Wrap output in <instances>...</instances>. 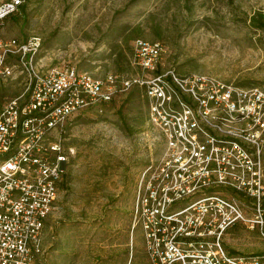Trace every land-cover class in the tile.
<instances>
[{
  "label": "built area",
  "instance_id": "2783aa9c",
  "mask_svg": "<svg viewBox=\"0 0 264 264\" xmlns=\"http://www.w3.org/2000/svg\"><path fill=\"white\" fill-rule=\"evenodd\" d=\"M24 4L0 0V24ZM40 47L36 35L0 39V80L25 77L21 95L0 109V264L39 263L73 153L68 126L133 86L144 89L147 122L165 147L142 171L132 206L150 264H264V254L235 255L225 242L239 226L264 238V89L159 73L160 41H133V79L42 69Z\"/></svg>",
  "mask_w": 264,
  "mask_h": 264
},
{
  "label": "rangeland",
  "instance_id": "374dc122",
  "mask_svg": "<svg viewBox=\"0 0 264 264\" xmlns=\"http://www.w3.org/2000/svg\"><path fill=\"white\" fill-rule=\"evenodd\" d=\"M253 14H264V0H25L0 24V39L36 35L38 67L74 65L96 79L137 78L133 41H160L159 73L264 89V29L251 26ZM24 84L19 74L0 80V109ZM147 115L144 89L133 86L102 113L86 110L71 121L65 144L73 153L38 264H150L140 228L132 230V206L142 171L165 147ZM225 242L235 255L264 254L256 229L233 228Z\"/></svg>",
  "mask_w": 264,
  "mask_h": 264
},
{
  "label": "trees",
  "instance_id": "16d2710c",
  "mask_svg": "<svg viewBox=\"0 0 264 264\" xmlns=\"http://www.w3.org/2000/svg\"><path fill=\"white\" fill-rule=\"evenodd\" d=\"M20 10H23V7H21ZM251 26H253L256 29H264V14H258L254 15L250 19Z\"/></svg>",
  "mask_w": 264,
  "mask_h": 264
}]
</instances>
